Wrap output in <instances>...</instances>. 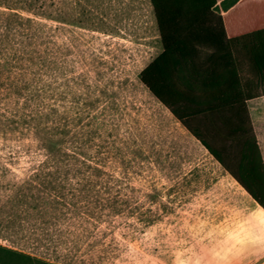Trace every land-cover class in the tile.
<instances>
[{"label": "rangeland", "instance_id": "374dc122", "mask_svg": "<svg viewBox=\"0 0 264 264\" xmlns=\"http://www.w3.org/2000/svg\"><path fill=\"white\" fill-rule=\"evenodd\" d=\"M160 51L149 0H0V244L54 264H161L170 212L256 220L140 83Z\"/></svg>", "mask_w": 264, "mask_h": 264}, {"label": "trees", "instance_id": "16d2710c", "mask_svg": "<svg viewBox=\"0 0 264 264\" xmlns=\"http://www.w3.org/2000/svg\"><path fill=\"white\" fill-rule=\"evenodd\" d=\"M149 1L161 51L140 83L264 209V162L247 108L264 95V0ZM0 264L54 263L0 244Z\"/></svg>", "mask_w": 264, "mask_h": 264}, {"label": "crops", "instance_id": "0c3cea01", "mask_svg": "<svg viewBox=\"0 0 264 264\" xmlns=\"http://www.w3.org/2000/svg\"><path fill=\"white\" fill-rule=\"evenodd\" d=\"M253 131L262 155L259 136L264 137V95L247 101ZM261 124V126H260ZM197 199L198 197H194ZM250 226L236 223L229 227L217 212L175 211L171 216V253L161 264H264V219L257 217ZM264 211V209H263ZM158 226V223L152 224Z\"/></svg>", "mask_w": 264, "mask_h": 264}, {"label": "flooded vegetation", "instance_id": "af4514ba", "mask_svg": "<svg viewBox=\"0 0 264 264\" xmlns=\"http://www.w3.org/2000/svg\"><path fill=\"white\" fill-rule=\"evenodd\" d=\"M253 187V186H252ZM254 188V187H253Z\"/></svg>", "mask_w": 264, "mask_h": 264}]
</instances>
